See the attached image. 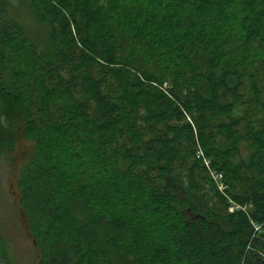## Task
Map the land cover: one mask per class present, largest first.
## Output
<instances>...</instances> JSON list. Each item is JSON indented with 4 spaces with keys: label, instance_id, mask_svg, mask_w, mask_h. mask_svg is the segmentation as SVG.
I'll return each mask as SVG.
<instances>
[{
    "label": "trees",
    "instance_id": "trees-1",
    "mask_svg": "<svg viewBox=\"0 0 264 264\" xmlns=\"http://www.w3.org/2000/svg\"><path fill=\"white\" fill-rule=\"evenodd\" d=\"M21 138L38 264H264V0H0V151Z\"/></svg>",
    "mask_w": 264,
    "mask_h": 264
},
{
    "label": "rangeland",
    "instance_id": "rangeland-1",
    "mask_svg": "<svg viewBox=\"0 0 264 264\" xmlns=\"http://www.w3.org/2000/svg\"><path fill=\"white\" fill-rule=\"evenodd\" d=\"M11 14L22 21L24 28L36 37L39 43H43L40 40L41 36L40 38L38 37L41 28L36 29L33 27L28 19V13L25 8L21 10L11 9ZM44 136L47 138V142L56 145V149L52 150L51 153L59 159L63 167L69 165L75 169L79 165L76 157H62V154L68 148L70 150V147L66 143L67 141H63L57 133L49 136L44 134ZM198 150L199 160L206 161V164H209L210 161L207 160L203 149L199 147ZM32 152L33 143L23 138L18 141L14 150L0 151V239L2 250L9 264H38L39 261V249L28 231L27 218L19 204V192L17 188V180L28 160V156ZM73 152L76 153L75 151ZM83 155L86 157V164L88 163L84 167V170H90L89 167L92 164L90 152L86 150L83 152ZM215 172L218 173L219 178H216V182L214 179L213 181L216 184L220 183L219 181L224 182V174L217 170ZM0 264L4 263L0 261Z\"/></svg>",
    "mask_w": 264,
    "mask_h": 264
},
{
    "label": "built area",
    "instance_id": "built-area-1",
    "mask_svg": "<svg viewBox=\"0 0 264 264\" xmlns=\"http://www.w3.org/2000/svg\"><path fill=\"white\" fill-rule=\"evenodd\" d=\"M211 174H212V177H213V179L215 180V182L217 181V179L216 178H219L218 176V174H213L212 172H211ZM220 183H217L216 185H217V187H218V189H219V191L220 192H223V190H224V185L222 184V182L221 181H219ZM230 204H231V206H230V211H233L234 209H240V207L238 206V205H236V203H234V202H232V201H230ZM242 210H244L243 208H241ZM259 226H257V227H255V231H258L259 230Z\"/></svg>",
    "mask_w": 264,
    "mask_h": 264
}]
</instances>
